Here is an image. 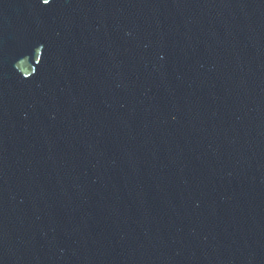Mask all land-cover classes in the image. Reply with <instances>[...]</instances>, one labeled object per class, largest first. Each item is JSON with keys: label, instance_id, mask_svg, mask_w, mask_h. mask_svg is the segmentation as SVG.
Listing matches in <instances>:
<instances>
[{"label": "water", "instance_id": "water-1", "mask_svg": "<svg viewBox=\"0 0 264 264\" xmlns=\"http://www.w3.org/2000/svg\"><path fill=\"white\" fill-rule=\"evenodd\" d=\"M0 264H264V0H0Z\"/></svg>", "mask_w": 264, "mask_h": 264}, {"label": "snow or ice", "instance_id": "snow-or-ice-1", "mask_svg": "<svg viewBox=\"0 0 264 264\" xmlns=\"http://www.w3.org/2000/svg\"><path fill=\"white\" fill-rule=\"evenodd\" d=\"M42 2H43L44 4H48V3H49V0H42Z\"/></svg>", "mask_w": 264, "mask_h": 264}]
</instances>
